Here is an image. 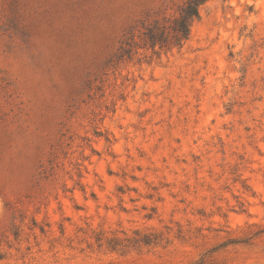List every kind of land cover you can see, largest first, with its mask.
I'll use <instances>...</instances> for the list:
<instances>
[{
    "label": "rangeland",
    "instance_id": "obj_1",
    "mask_svg": "<svg viewBox=\"0 0 264 264\" xmlns=\"http://www.w3.org/2000/svg\"><path fill=\"white\" fill-rule=\"evenodd\" d=\"M185 1L0 0V264H264V0Z\"/></svg>",
    "mask_w": 264,
    "mask_h": 264
},
{
    "label": "trees",
    "instance_id": "obj_2",
    "mask_svg": "<svg viewBox=\"0 0 264 264\" xmlns=\"http://www.w3.org/2000/svg\"><path fill=\"white\" fill-rule=\"evenodd\" d=\"M205 1L187 0L179 8L177 15L164 17L162 20L153 19L150 22H143L141 40L153 49L181 48L190 37L194 21L200 18V8ZM134 43L130 38L122 41V54L130 53Z\"/></svg>",
    "mask_w": 264,
    "mask_h": 264
}]
</instances>
